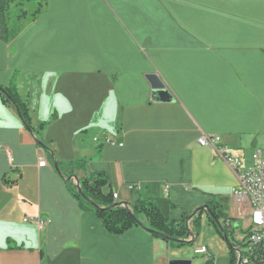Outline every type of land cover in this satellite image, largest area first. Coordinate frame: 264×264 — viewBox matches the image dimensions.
<instances>
[{
    "label": "crops",
    "instance_id": "crops-1",
    "mask_svg": "<svg viewBox=\"0 0 264 264\" xmlns=\"http://www.w3.org/2000/svg\"><path fill=\"white\" fill-rule=\"evenodd\" d=\"M18 11L15 34L0 39V84L19 73L32 131L0 97V264H237L232 248L195 247H208L209 262L142 227L109 232L54 159H88L118 202L139 183L145 198L174 205L171 220L219 200L245 228L236 175L197 140L220 135L247 164L264 154V0H48L22 28ZM151 74L171 101L152 100ZM37 216L47 223L25 221ZM201 222L213 227L207 212Z\"/></svg>",
    "mask_w": 264,
    "mask_h": 264
},
{
    "label": "trees",
    "instance_id": "trees-1",
    "mask_svg": "<svg viewBox=\"0 0 264 264\" xmlns=\"http://www.w3.org/2000/svg\"><path fill=\"white\" fill-rule=\"evenodd\" d=\"M47 2L48 0H0V39L9 42L15 34L13 20H11L9 12L12 3L19 8L16 17L18 20L17 26L22 28L41 15ZM18 75V72L14 73L8 86L0 84V97L4 104L17 111L25 127L32 131L27 103L19 93ZM46 125L43 124V127ZM54 161L57 162L59 166L58 172L66 181L69 191L77 200L81 210L95 211L105 229L113 234H122L131 228L142 227L154 237L164 240L169 248L181 249L186 245L192 244L188 242L191 238L189 227H191L195 239L198 238L202 215L207 212L209 221L214 224L225 239L222 227L226 228L224 220L228 218V215L225 212V206L219 200L207 203L209 211L194 210L179 220H171L169 218V210L174 205L165 198H158L157 200L145 198L142 195L141 186V189L137 191L138 196L130 203H127L130 211L120 202L114 200L108 178L104 173L88 171V159L71 160L66 164L55 159ZM78 172L84 173V176L79 178L83 194L78 191L74 181L68 180L70 177L78 176ZM211 213L221 221V225L213 219ZM192 214L194 216L190 220L188 227L187 220ZM208 261L212 262V257ZM232 264L235 263L232 262Z\"/></svg>",
    "mask_w": 264,
    "mask_h": 264
},
{
    "label": "built area",
    "instance_id": "built-area-1",
    "mask_svg": "<svg viewBox=\"0 0 264 264\" xmlns=\"http://www.w3.org/2000/svg\"><path fill=\"white\" fill-rule=\"evenodd\" d=\"M198 143L202 147L213 149L215 159L223 160L236 175L237 187L233 190V195L249 203L248 210L243 218L248 219V225L240 229L237 226L233 234H229L234 246L233 251L237 256L238 264H264V245L257 243V236L264 235V154L261 150H256L252 155L251 163H246L241 156L233 154L230 147L223 142L220 135L203 133L198 138ZM105 143H114L107 138ZM45 160H41L40 165L44 166ZM130 191H139L141 184L131 183L127 186ZM113 198L118 201L119 195L113 192ZM36 220L40 226L47 223V219L40 216L26 217L25 221ZM233 224V223H232ZM231 229L228 232L231 233ZM195 255H205L206 259L211 258L207 246H200L194 250Z\"/></svg>",
    "mask_w": 264,
    "mask_h": 264
},
{
    "label": "water",
    "instance_id": "water-1",
    "mask_svg": "<svg viewBox=\"0 0 264 264\" xmlns=\"http://www.w3.org/2000/svg\"><path fill=\"white\" fill-rule=\"evenodd\" d=\"M148 78L151 82L152 89H153V91H152V100L153 101H155V102H157V101H171L173 99V97L171 96L169 91L166 89L165 84L162 82V80L160 79V77L157 74H151L148 76ZM54 166L57 170H59V166H58L56 161H54ZM68 180L74 181V183L77 185L78 191L82 193V189H81V185H80V181H79V176L76 175V176L70 177ZM120 203L130 210L127 202H120ZM203 210L209 211V206L205 205L203 207L196 209V211H203ZM211 215L213 216V219L216 220L221 225V221H219L213 213H211ZM193 216H194V214H192L187 220V226L188 227H189V222L193 218ZM132 217L135 220H137L134 215H132ZM224 221H225L226 228L224 229V227H222V230H223L222 232L225 235V240H226L228 246L230 248L234 249L232 239H231L229 234H233L234 231L236 230L237 226L232 224L233 219L231 217H228ZM189 229H190V233H191V239H189L188 242L194 243L196 240L195 236H193V232H192L191 227H189ZM228 229L232 230L231 233L228 232ZM169 264H192V261L191 260H172V261H170Z\"/></svg>",
    "mask_w": 264,
    "mask_h": 264
},
{
    "label": "rangeland",
    "instance_id": "rangeland-1",
    "mask_svg": "<svg viewBox=\"0 0 264 264\" xmlns=\"http://www.w3.org/2000/svg\"><path fill=\"white\" fill-rule=\"evenodd\" d=\"M14 9H16V7L14 6V3H12L9 12L14 13L13 12ZM12 16L14 15L12 14ZM229 208L230 206L226 207V209H229ZM232 223L233 225L238 226L237 221H232ZM212 226L213 227L211 228L209 225H206V226L201 225L198 239L191 245H186L183 248H181L185 250L186 255L194 256L193 254H194V250L196 249L195 247H197L201 243H208L209 245L214 247L215 251L218 253L222 251L223 249L230 250V247L228 246L224 237L221 236V234L219 233L217 228L214 226V224H212ZM240 229L241 228H239V231Z\"/></svg>",
    "mask_w": 264,
    "mask_h": 264
},
{
    "label": "bare ground",
    "instance_id": "bare-ground-1",
    "mask_svg": "<svg viewBox=\"0 0 264 264\" xmlns=\"http://www.w3.org/2000/svg\"><path fill=\"white\" fill-rule=\"evenodd\" d=\"M257 243H261V245H264V235L257 236Z\"/></svg>",
    "mask_w": 264,
    "mask_h": 264
}]
</instances>
